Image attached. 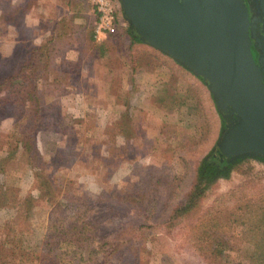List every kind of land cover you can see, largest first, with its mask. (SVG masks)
Here are the masks:
<instances>
[{"label": "rangeland", "instance_id": "374dc122", "mask_svg": "<svg viewBox=\"0 0 264 264\" xmlns=\"http://www.w3.org/2000/svg\"><path fill=\"white\" fill-rule=\"evenodd\" d=\"M91 8L90 0H0V76L33 48L52 50L53 72L71 71L62 94L46 100L50 122L37 137L40 158L16 152L24 119L0 115L3 166L20 174L0 192V264H204L188 244L187 222L166 232L162 221L191 185L195 162L215 150L224 120L205 83L197 77L194 87L193 73L191 81L180 77L178 87L193 91L192 98L187 91L183 108L154 101L146 106L141 92L111 90L116 50L98 48L108 39H94ZM119 15L120 29L130 33ZM178 92L173 88V95ZM59 176L61 187L46 185ZM215 183L207 203L219 194L228 205L250 199L264 187V160L244 158ZM52 191L62 202L60 211L52 208L54 197L49 201ZM259 212L236 209L223 230L224 243L231 236L241 249ZM131 223L150 226L146 249ZM78 234L84 235L80 241ZM225 253L238 259L233 251Z\"/></svg>", "mask_w": 264, "mask_h": 264}, {"label": "water", "instance_id": "95a60500", "mask_svg": "<svg viewBox=\"0 0 264 264\" xmlns=\"http://www.w3.org/2000/svg\"><path fill=\"white\" fill-rule=\"evenodd\" d=\"M138 40L207 86L223 118L221 160H264V0H118ZM256 37V41L254 39Z\"/></svg>", "mask_w": 264, "mask_h": 264}, {"label": "trees", "instance_id": "16d2710c", "mask_svg": "<svg viewBox=\"0 0 264 264\" xmlns=\"http://www.w3.org/2000/svg\"><path fill=\"white\" fill-rule=\"evenodd\" d=\"M116 10L120 19L119 6H117ZM14 18L16 19V15ZM106 41L107 43L98 48L102 50H116L127 62L132 63L131 60L134 55L142 53V50L139 48L140 42L138 38L131 31L127 34L123 29H120V22H117L114 32L107 33ZM48 49L50 50L51 48L48 47ZM24 51L23 59L14 65L13 69H11L12 72L5 76H0V115L8 113L13 118L22 117L24 119L25 133L18 142L19 148L16 152L21 149L26 150L28 155L35 160L36 158H40L41 153L37 145L38 134L50 122V112L48 106L45 104L46 100L52 94H62L71 71L65 68L55 73L56 71L53 72L50 69L52 50L46 52L45 48L42 51L33 48ZM173 62L175 61L173 60ZM176 63L181 67V77L184 72L192 74L183 65L178 62ZM173 72L178 73L179 69L172 70L170 74L172 75ZM186 90L189 92V96H192L190 95V92H193L191 87H186ZM156 95L157 97L153 101L157 104V107H161L163 102H168L169 105L171 102V105L177 108L183 106L182 103L184 101L177 99L173 102V98L166 99L164 93H157ZM165 107H168V105ZM7 154L6 157L9 156ZM221 158L215 146L214 151L206 155L199 162H195L193 166V178L190 182L191 185L183 191L182 199L175 202L174 206L164 215L162 226L166 232H169L178 224L186 221L190 231L188 244L192 249V253L199 257L204 264H264V187L259 188L257 193L253 197H250V199H235L232 205L219 200L224 194H219L212 202L207 203L210 192L214 191V186L217 184L215 183L216 179L220 175L227 176L230 166L234 163L250 157H238L234 163H228L225 158L222 160ZM4 159L3 156L0 157V192L5 190L6 187L9 188L8 184H11L9 183L10 180H12L13 184L20 179L19 171L16 172L12 168L3 166ZM44 166L46 167L45 164ZM36 169L39 171L40 167ZM46 171L49 173V168ZM54 178L55 180L53 181L48 178L46 185L52 186L50 184L52 183L58 189L64 182V178L60 176ZM36 186L38 189L39 184L36 183ZM249 188L251 189L252 187ZM53 191L49 195V201L54 197L52 196ZM45 195L48 194L45 193ZM55 197L53 200L55 202L51 201V204L54 205L52 208L54 211H60L62 202L57 198V195ZM254 208L259 209L260 212L255 223L251 226V231L247 232L244 236L242 235V248L239 249L235 245L234 239L229 240L231 236L226 239L229 244L224 243L225 235H223V230L226 225L228 226L229 220H232L236 209L248 212ZM149 227V225L143 226L137 223L129 225L131 232H133L135 237H138V243L143 249H146L147 235H145V229ZM55 228L58 229L57 226ZM76 228L78 227L74 226L71 229L75 230ZM61 236L52 235L55 238H61ZM77 236L78 241L84 237L83 234H78ZM22 243L23 239L20 240L19 245ZM226 251L237 253L239 260H231L226 255ZM110 252H112V248Z\"/></svg>", "mask_w": 264, "mask_h": 264}, {"label": "crops", "instance_id": "0c3cea01", "mask_svg": "<svg viewBox=\"0 0 264 264\" xmlns=\"http://www.w3.org/2000/svg\"><path fill=\"white\" fill-rule=\"evenodd\" d=\"M91 10L94 15L92 8ZM80 29L83 30L85 28ZM45 30L47 29L45 28ZM38 31V34L35 36L40 38L43 29L41 30L39 28ZM139 45L142 53L135 54L131 60L132 63L127 62L123 56H120L118 52L114 50L116 53V61L114 60L115 62L109 66L110 89L115 90V93L117 92V94L118 92L122 93L123 91L128 94L129 91H132L134 92V95H137V93L141 92L142 96L139 99H141L142 104L146 106L152 103V101L157 97V93H164L166 99L173 98V100H186V88V91L184 89H180L181 67L176 62H173L172 58L170 59L167 55L158 50L156 51L153 47H150L142 42H140ZM109 52L111 53V51ZM176 68L179 69L177 79L174 77L175 72H173L172 75L170 74L172 70ZM167 73H169V75H167ZM81 74L82 72H80V76H82ZM184 74L187 80L188 78L189 81L192 80V75H189L188 72H184ZM193 83L194 87L198 84L197 77L195 75H193ZM173 88H177L179 90L176 96L173 95L174 92L172 94ZM112 95L113 94H111V96ZM189 98L192 97L190 96ZM193 98L195 99L194 93ZM168 106H171V104Z\"/></svg>", "mask_w": 264, "mask_h": 264}, {"label": "built area", "instance_id": "2783aa9c", "mask_svg": "<svg viewBox=\"0 0 264 264\" xmlns=\"http://www.w3.org/2000/svg\"><path fill=\"white\" fill-rule=\"evenodd\" d=\"M94 12L92 33L96 41H102L107 33L116 29L117 22H120L117 15L118 0H90Z\"/></svg>", "mask_w": 264, "mask_h": 264}, {"label": "flooded vegetation", "instance_id": "af4514ba", "mask_svg": "<svg viewBox=\"0 0 264 264\" xmlns=\"http://www.w3.org/2000/svg\"><path fill=\"white\" fill-rule=\"evenodd\" d=\"M255 1L256 0H248L251 8H254ZM254 39L256 41V37H254ZM256 52H257V54L264 56V48L259 47Z\"/></svg>", "mask_w": 264, "mask_h": 264}]
</instances>
